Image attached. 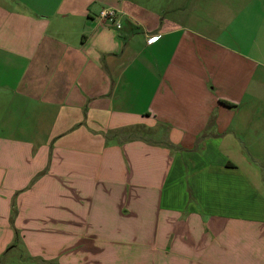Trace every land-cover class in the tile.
<instances>
[{"label": "crops", "instance_id": "0c3cea01", "mask_svg": "<svg viewBox=\"0 0 264 264\" xmlns=\"http://www.w3.org/2000/svg\"><path fill=\"white\" fill-rule=\"evenodd\" d=\"M0 264H264V0H0Z\"/></svg>", "mask_w": 264, "mask_h": 264}, {"label": "built area", "instance_id": "2783aa9c", "mask_svg": "<svg viewBox=\"0 0 264 264\" xmlns=\"http://www.w3.org/2000/svg\"><path fill=\"white\" fill-rule=\"evenodd\" d=\"M100 17L110 21L116 25L117 28H121V23L119 20V12L115 9H102L100 12Z\"/></svg>", "mask_w": 264, "mask_h": 264}, {"label": "rangeland", "instance_id": "374dc122", "mask_svg": "<svg viewBox=\"0 0 264 264\" xmlns=\"http://www.w3.org/2000/svg\"><path fill=\"white\" fill-rule=\"evenodd\" d=\"M219 2V1H218ZM221 5H222V1L220 2V5L218 4V6L216 7L215 5H213L212 6V16L210 15V19H213L212 20V22H215V23H220V21H219V19L217 18V20H216V18H215V16H217L218 14L219 15H223L224 14V12H226L225 11V9L224 10H222V8L223 7H221ZM221 20V19H220ZM223 23V22H222Z\"/></svg>", "mask_w": 264, "mask_h": 264}, {"label": "trees", "instance_id": "16d2710c", "mask_svg": "<svg viewBox=\"0 0 264 264\" xmlns=\"http://www.w3.org/2000/svg\"><path fill=\"white\" fill-rule=\"evenodd\" d=\"M227 104H230V103H227Z\"/></svg>", "mask_w": 264, "mask_h": 264}]
</instances>
